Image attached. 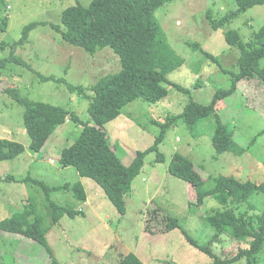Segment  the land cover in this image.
I'll use <instances>...</instances> for the list:
<instances>
[{
  "label": "rangeland",
  "instance_id": "1",
  "mask_svg": "<svg viewBox=\"0 0 264 264\" xmlns=\"http://www.w3.org/2000/svg\"><path fill=\"white\" fill-rule=\"evenodd\" d=\"M89 3L90 0H3L0 8V24L6 19L5 29H0V61L11 56L23 28L35 24L27 41L13 48L14 55L25 65L7 62L0 72V139L17 142L24 148L16 158L0 161V222L21 212L32 201L43 217L50 250L48 253L44 246L20 234L0 230V264H51L53 260L59 264H117L120 256L127 253L143 264H212V259L198 247L204 246L213 234L205 216L220 206L210 198L199 208L190 206L195 200L193 187L171 175L167 166L174 154L187 158L206 181V190L214 186L208 178L220 175L254 183L264 181V86L256 79L240 80L235 93L215 105L234 142L244 149L239 156L215 151L211 143L216 126L213 116L200 119L192 130L178 117L190 101L207 105L215 91L231 86L230 76L205 54L218 59L224 70L237 72L239 53L226 43L224 33L235 30L242 41L251 40L264 24V5L240 14L217 30L210 27L207 13L220 19L235 10L233 0H174L155 11L167 42L183 60L167 79L188 92L168 84L167 95L159 102H130L115 120L104 125L109 144L126 164L136 152L152 146L163 130L158 150L165 163L155 160L156 153L146 156L125 197V213L119 214L98 184L80 177L72 167L59 166L61 151L75 141L82 127L75 122L62 124L39 152L31 153L23 109L6 92L7 88L17 89L23 97L64 107L81 120L87 119L89 100L72 93L66 84L80 86L91 95L89 88L96 81L120 70L119 58L108 47L90 54L70 45L52 26L61 25L65 8L78 4L86 7ZM260 65L264 66V59ZM36 73L63 81L42 82ZM27 177L49 187L79 181L86 202L76 201L64 190L49 196L59 206L82 212L74 218L63 216L52 225L45 193L32 183L22 182ZM249 202L254 208L243 205L240 212L249 216L264 212L261 193H254ZM166 216L177 220L196 243L189 242L179 228L165 231L162 217L167 219ZM220 238L210 249L221 258L247 246L226 234ZM229 264L248 263L241 259ZM253 264H264V241Z\"/></svg>",
  "mask_w": 264,
  "mask_h": 264
},
{
  "label": "trees",
  "instance_id": "2",
  "mask_svg": "<svg viewBox=\"0 0 264 264\" xmlns=\"http://www.w3.org/2000/svg\"><path fill=\"white\" fill-rule=\"evenodd\" d=\"M168 1L174 0H90L86 7L78 4L62 11L61 25L52 26L61 39L90 54L108 47L119 58L120 70L96 81L89 88L91 95L85 94V90L80 86L66 84L72 93L76 92L89 100L86 120H81L64 107L33 101L21 96L17 89H6L9 97L23 109V123L30 138L28 149L31 153L39 152L47 139L62 124L75 122L82 127L75 141L61 151L59 166L72 167L80 177L91 179L98 184L119 214L125 213V197L129 193L131 182L142 170L146 156L156 153L155 160L165 163L164 157L158 150L163 130L152 146L144 151L136 152L134 159L126 166L109 144L103 129L104 125L115 120L121 109L130 102L135 100L148 103L159 102L167 95L165 86L168 84L182 92H188L187 89L167 79V75L183 63L182 58L167 42L154 17L155 11ZM233 1L235 10L226 13L220 19L213 18L210 12L207 13V20L213 30L229 24L240 14L256 6L264 5V0ZM2 7L3 0H0V8ZM34 25L31 23L23 28L22 36L12 46L11 56L0 61V72L7 62L25 65L14 55L13 48L27 41L28 32ZM5 27L6 19L3 18L0 29L4 30ZM224 37L229 46L238 50L237 72L224 70L218 59L207 53L205 55L223 73L230 76L231 86L215 91L207 105L190 101L178 117L192 130L200 119L213 116L216 126L211 143L215 151L218 154L231 153L239 156L244 149L234 142L231 131L225 123L221 122L216 113L215 105L235 93L240 80L256 79L264 86V66L260 65V61L264 59V24L247 42L242 41L235 30L225 32ZM36 74L42 82L63 81L52 76ZM23 151L21 144L0 139V161L12 160ZM167 171L193 187L195 200L190 206L199 208L209 198L215 200L220 206L205 216L206 221L213 228V234L207 243L198 249L212 259V264H229L241 259H245L248 264H253L264 241V212L249 216L246 212H240L239 209L243 205L254 208L249 202L250 197L254 193H261L264 196V181L254 183L220 175L216 178H208L209 181L213 180L214 186L206 190L204 189L206 181L195 170L192 162L180 154L173 155ZM22 182L32 183L43 190L50 208L52 225L58 224L63 216L74 218L82 212L71 207L59 206L51 201L49 196L53 191L64 190L69 191L76 201L84 203L86 194L79 181L54 187H49L31 177L23 179ZM166 217L167 219L162 217L165 231L179 228L189 242L196 243L180 227L177 220ZM149 224L146 225L147 230L151 229ZM0 230L20 234L44 246L50 253L46 242L47 228L32 201L24 206L21 212L1 221ZM223 234L246 243L247 246L239 248L231 255L218 257L212 253L210 247L213 243H219ZM51 264L59 263L53 260ZM117 264L143 263L134 254L127 253L120 256Z\"/></svg>",
  "mask_w": 264,
  "mask_h": 264
},
{
  "label": "crops",
  "instance_id": "3",
  "mask_svg": "<svg viewBox=\"0 0 264 264\" xmlns=\"http://www.w3.org/2000/svg\"><path fill=\"white\" fill-rule=\"evenodd\" d=\"M132 160H133V159H132ZM132 160H131V161H132ZM131 161H130V163H131ZM123 163H124L126 166H128V165L130 164V163H129V164H126L125 162H123Z\"/></svg>",
  "mask_w": 264,
  "mask_h": 264
}]
</instances>
